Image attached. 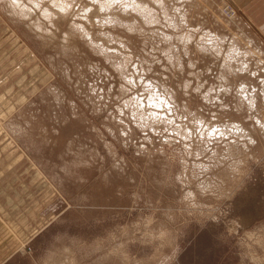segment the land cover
Returning a JSON list of instances; mask_svg holds the SVG:
<instances>
[{
	"label": "rangeland",
	"instance_id": "rangeland-1",
	"mask_svg": "<svg viewBox=\"0 0 264 264\" xmlns=\"http://www.w3.org/2000/svg\"><path fill=\"white\" fill-rule=\"evenodd\" d=\"M236 10L0 0L26 236L0 264H264V41Z\"/></svg>",
	"mask_w": 264,
	"mask_h": 264
},
{
	"label": "crops",
	"instance_id": "crops-1",
	"mask_svg": "<svg viewBox=\"0 0 264 264\" xmlns=\"http://www.w3.org/2000/svg\"><path fill=\"white\" fill-rule=\"evenodd\" d=\"M236 6V11L243 20L254 30L256 36L264 41V0H227ZM20 66V41H0V247L3 252L0 255L11 252L15 247H19L20 233L14 228L6 229L4 211L6 205L11 203L5 201V190L19 179V169L22 157L14 153L13 148L6 145V98L4 94L9 88L13 92L10 80L15 77L16 68ZM19 76V70H18ZM7 88V89H6ZM13 118L8 120L11 122ZM8 184V185H6ZM9 226V225H8ZM33 235H31L32 237ZM6 238L8 241L6 242ZM5 250H3V248ZM16 249V248H15Z\"/></svg>",
	"mask_w": 264,
	"mask_h": 264
},
{
	"label": "snow or ice",
	"instance_id": "snow-or-ice-1",
	"mask_svg": "<svg viewBox=\"0 0 264 264\" xmlns=\"http://www.w3.org/2000/svg\"><path fill=\"white\" fill-rule=\"evenodd\" d=\"M93 2H95V0H93ZM62 11L64 10V9H61Z\"/></svg>",
	"mask_w": 264,
	"mask_h": 264
},
{
	"label": "bare ground",
	"instance_id": "bare-ground-1",
	"mask_svg": "<svg viewBox=\"0 0 264 264\" xmlns=\"http://www.w3.org/2000/svg\"><path fill=\"white\" fill-rule=\"evenodd\" d=\"M26 13V12H25ZM89 27V26H88ZM64 32V31H63Z\"/></svg>",
	"mask_w": 264,
	"mask_h": 264
}]
</instances>
